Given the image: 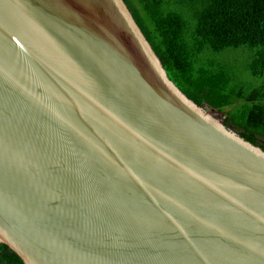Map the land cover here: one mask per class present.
Listing matches in <instances>:
<instances>
[{"label": "water", "instance_id": "1", "mask_svg": "<svg viewBox=\"0 0 264 264\" xmlns=\"http://www.w3.org/2000/svg\"><path fill=\"white\" fill-rule=\"evenodd\" d=\"M208 108L124 0H0V245L25 264H264V150Z\"/></svg>", "mask_w": 264, "mask_h": 264}, {"label": "trees", "instance_id": "2", "mask_svg": "<svg viewBox=\"0 0 264 264\" xmlns=\"http://www.w3.org/2000/svg\"><path fill=\"white\" fill-rule=\"evenodd\" d=\"M124 1L181 91L197 105L218 112L226 125L264 150V85L249 94L235 91L230 70L209 58L230 49H250V71L264 79V0ZM0 264L25 263L1 244Z\"/></svg>", "mask_w": 264, "mask_h": 264}, {"label": "rangeland", "instance_id": "3", "mask_svg": "<svg viewBox=\"0 0 264 264\" xmlns=\"http://www.w3.org/2000/svg\"><path fill=\"white\" fill-rule=\"evenodd\" d=\"M209 58L216 59L218 62L225 65L230 70L233 77L232 87L235 91L243 90L245 94H249L258 86L264 85V79L254 77L250 71L251 64L254 58L253 51H251L250 49H230L221 54H211ZM236 105H238V102ZM212 111V109L208 108L209 113H212ZM232 111L234 112L233 109ZM236 112L237 109H235V113ZM220 118L225 122L226 119L222 117V115Z\"/></svg>", "mask_w": 264, "mask_h": 264}]
</instances>
